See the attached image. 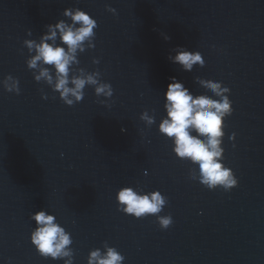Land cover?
<instances>
[{"label": "water", "instance_id": "obj_1", "mask_svg": "<svg viewBox=\"0 0 264 264\" xmlns=\"http://www.w3.org/2000/svg\"><path fill=\"white\" fill-rule=\"evenodd\" d=\"M69 7L98 22L96 47L79 59L112 84L110 108L91 87L71 107L52 99L27 68L23 40H38ZM176 46L199 50L205 66L181 71L167 58ZM7 74L19 78L21 92L0 86V264H63L30 243L29 217L40 208L71 233L74 264H87L104 241L123 264H264V0H0V80ZM172 76L195 94L205 91L196 76L231 89L224 163L239 183L230 192L191 180L192 165L158 132ZM145 109L156 110L151 128L139 119ZM137 185L167 197L160 213L173 217L167 230L154 216L117 210L116 191Z\"/></svg>", "mask_w": 264, "mask_h": 264}, {"label": "clouds", "instance_id": "obj_2", "mask_svg": "<svg viewBox=\"0 0 264 264\" xmlns=\"http://www.w3.org/2000/svg\"><path fill=\"white\" fill-rule=\"evenodd\" d=\"M105 7L106 11L117 14L115 8ZM61 15L64 19L45 25V31L38 40H23L28 52L27 68L35 82L48 86L54 94L52 99H56L55 94H58L59 100L71 107L80 103L86 87H91L97 102L110 108L114 95L112 84L102 79L98 68L88 71L80 66L79 56L96 47L94 29L98 27L97 20L79 7L65 8ZM27 35L32 36L31 30ZM161 35L165 40L170 39L166 34ZM167 58L185 72H191L194 66L203 68L206 63L199 50H190L185 46L174 47ZM91 63L99 65L100 59L93 57ZM169 81L163 91L164 115L157 125L158 132L170 141L171 151L177 159L192 165L189 170L191 180L210 191L221 189L230 192L239 183L232 168L224 163L226 120L234 111L231 89L222 81L196 76L194 82L205 91L195 94L177 77H169ZM0 86L8 93L19 95L21 92L19 78L11 74L0 80ZM40 92L42 99L49 98L43 88ZM139 119L146 128H151L156 124V110H143ZM228 139L234 142L236 133L232 132ZM115 201L117 210L125 215L136 219L154 216L161 230H167L173 224L171 213L160 214L168 199L159 190L145 191L138 185L123 186L116 191ZM29 218L35 223L29 239L36 253L45 259L74 264L71 233L57 217L40 208ZM124 260V255L116 247L104 241L101 248L89 251L87 264H123ZM6 264H12L11 258Z\"/></svg>", "mask_w": 264, "mask_h": 264}]
</instances>
